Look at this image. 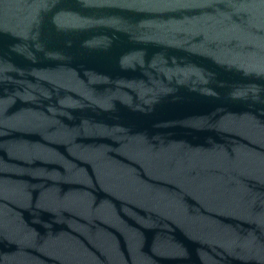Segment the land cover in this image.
Here are the masks:
<instances>
[{
  "label": "water",
  "instance_id": "obj_1",
  "mask_svg": "<svg viewBox=\"0 0 264 264\" xmlns=\"http://www.w3.org/2000/svg\"><path fill=\"white\" fill-rule=\"evenodd\" d=\"M0 264H264V0H0Z\"/></svg>",
  "mask_w": 264,
  "mask_h": 264
}]
</instances>
